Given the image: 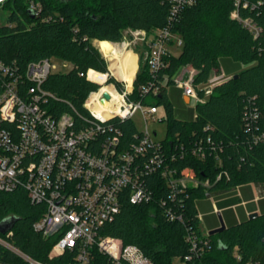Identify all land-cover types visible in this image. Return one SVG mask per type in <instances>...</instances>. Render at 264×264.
Returning a JSON list of instances; mask_svg holds the SVG:
<instances>
[{"label": "trees", "instance_id": "1", "mask_svg": "<svg viewBox=\"0 0 264 264\" xmlns=\"http://www.w3.org/2000/svg\"><path fill=\"white\" fill-rule=\"evenodd\" d=\"M39 1L43 8L34 17L26 0L9 1V24L0 26V58L22 67L43 59L73 65L69 72L51 74L44 82L43 88L54 95L48 108L56 115L86 114L83 104L99 85L79 76V72L108 71V63L93 40L118 43L126 29L151 32L171 25L183 41L181 52L166 59L163 73L168 76L167 85L145 102L165 110L168 154L174 153L177 141L188 148L170 166L180 172L194 170L200 185L178 197L182 221H169L157 202H125L101 234L121 240L124 246L138 247L153 264H178L176 260L190 252V231L201 236L200 205L217 202L226 229L210 234L220 226L210 228L211 248L202 262L264 264V0H241L248 5L239 7L242 21L231 16L234 0H196L183 8L173 23L169 0ZM243 21L260 29V34L255 35ZM185 65L197 72L193 84L204 102L191 110L189 117L181 118L175 116L174 107L176 101L183 104L182 92L173 86L172 78ZM213 72L226 77L205 96L199 86L206 84ZM148 78L140 60L133 83L135 98ZM249 109L258 114L252 127L247 126ZM119 124L125 138L134 137V122ZM198 140L206 147L204 158L190 152ZM206 180L208 186L203 184ZM255 189L262 196L257 202ZM155 195L158 200L165 192ZM44 211L45 206L32 205L22 189L0 192V223L15 219L11 231L0 233V264H79L73 251L51 258L59 236L46 238L34 227ZM254 212L258 216L251 218ZM90 252V264H113L96 246Z\"/></svg>", "mask_w": 264, "mask_h": 264}, {"label": "built area", "instance_id": "2", "mask_svg": "<svg viewBox=\"0 0 264 264\" xmlns=\"http://www.w3.org/2000/svg\"><path fill=\"white\" fill-rule=\"evenodd\" d=\"M9 1L0 0V8L9 9ZM169 1L172 5L170 22L173 23L182 9L192 6L196 0ZM26 3L29 11L40 15L43 6L39 0H26ZM240 6L248 5L234 0L231 16L242 21L238 13ZM243 23L255 35L260 34L261 30L249 21ZM127 31L124 39L133 38L134 44L137 42L141 47L138 56L149 78L140 85L138 98H135L136 76L129 85L113 73L110 64L107 72L94 69L79 72V76L99 85L83 104L87 112L82 115L51 113L48 104L54 95L43 88L51 74L69 72L72 64L61 63L62 70L53 59H43L22 67L15 61L0 58V192L22 189L32 205L45 206L34 227L46 238L59 236L52 247L51 258L68 250L75 252L79 264H90V250L96 246L113 264H153L138 247L124 246L119 239L103 236V227L116 218L125 202L132 205L157 202L169 221H182L178 197L200 185L194 170L180 172L170 166V162L182 158L188 148L177 141L173 144L174 153L168 154L165 140L155 141L156 132L152 133L147 126L149 119L161 120L157 117L159 107L146 103L145 98L159 94L161 87L167 85L168 76L163 73L167 68L166 59L181 52L183 41L171 30V25L151 32ZM124 45L127 46L125 51L129 50L130 43ZM106 57L111 63V55ZM196 74L192 69L187 79L178 78L179 72L172 78L173 86L189 98L187 106L191 109L204 102L193 84ZM213 75L215 77H210L201 88L205 96L226 77L224 73L213 72ZM105 94L108 99L104 98ZM105 104L109 108H102L100 113L98 106ZM137 113L145 129L135 126L134 137L127 139L119 122H134ZM246 115L247 126L252 127L258 118L257 111L249 109ZM190 152L204 158L207 150L202 140H198L190 147ZM203 184L208 186L209 180ZM160 192L165 195L157 200L155 194ZM198 219L202 221L201 214ZM187 242L190 252L176 262L205 264L202 256L211 248L208 234L198 236L190 231Z\"/></svg>", "mask_w": 264, "mask_h": 264}, {"label": "rangeland", "instance_id": "3", "mask_svg": "<svg viewBox=\"0 0 264 264\" xmlns=\"http://www.w3.org/2000/svg\"><path fill=\"white\" fill-rule=\"evenodd\" d=\"M12 10L10 9H6V8H3L1 9L0 8V26H4V25H8L9 24V16L11 14ZM128 29H126L127 31ZM125 32V30H124ZM126 35H130L129 32L127 31L126 32ZM127 36V37H128ZM130 38L125 40L123 38V40L121 42H118V43H115L114 45L116 46V49H111V48H106V49H103L102 48V45L98 42L97 43V46L96 47L100 53H102V50L104 52V54L108 55L110 52H114V54L112 55L111 57V61L113 62V58L116 57L114 60H117V68H111L112 66V62H111V65H110V69L111 70H114L115 74L117 76H119V79L120 80H124L128 83H131L132 82V79L134 76L137 75V72H139L138 70H136L137 68V63H136V68L134 69V71L131 73V77L129 80H125V79H122L121 77L123 75H126L125 74V71H124V67L121 63V59L125 58L126 56L128 55H132V56H135L136 59H138L137 57V54L141 51V47L137 44V42L134 44V39L132 38L129 42ZM124 43H130V48L129 50L131 51H125V47H127L126 45H124ZM116 50H117V53H116ZM176 50V49H174ZM133 51V52H132ZM179 50H176V53H178ZM103 54V53H102ZM106 55V56H107ZM139 55V54H138ZM103 57H105V59L107 60V63L110 64V59H108L106 56L102 55ZM53 63L57 64L59 66V68H61V62H58L57 60H53ZM109 66V65H108ZM62 70L64 68H61ZM191 70H192V67L189 66V65H185V66H182L179 70V75H178V78L180 79H187L190 74H191ZM134 73V74H133ZM211 77H215L212 73ZM204 85V84H203ZM203 85H200L199 87L202 88ZM184 105L181 103V102H175V107H174V114L175 116L177 117H181V118H187L190 116V111L193 110L190 108H185L183 107ZM98 111H100V109H98ZM157 117L159 118V120L161 121H157V122H154L152 121L151 119L148 120V127H149V130L153 133L156 132V135L153 137V139L155 141H164L166 138H167V135H168V123H167V120L165 119V110L163 107H159L158 108V115ZM163 120V121H162ZM134 123H135V126L137 128H139L140 130H144L145 129V124H144V121L141 119V116L139 113L136 114V116L134 117ZM204 232V229L203 231Z\"/></svg>", "mask_w": 264, "mask_h": 264}, {"label": "crops", "instance_id": "4", "mask_svg": "<svg viewBox=\"0 0 264 264\" xmlns=\"http://www.w3.org/2000/svg\"><path fill=\"white\" fill-rule=\"evenodd\" d=\"M96 42L101 44L103 41L100 42V41H97V40H93V45L95 47H98ZM126 51H129V50H126ZM102 55L106 56L104 53ZM137 56H138V54H137ZM103 58L105 59V57H103ZM137 58H138L137 59V70H138V68L140 67V59H139V56ZM182 101H183L184 107L188 108L187 104H188L189 101L186 102L183 95H182ZM254 192H255L254 201L257 202L262 196H261V193H260V191L258 189H255ZM242 205L246 206V203L243 202ZM215 207L218 210L217 213H215ZM222 211L223 210L220 209L217 206V202H214V204L212 206L209 204V202H204L202 205H200V214L202 215V221L200 222L199 228H200V231H201L202 235L209 234V230H210L211 227H215L217 225H219V226L221 225L220 224V217L222 218ZM203 229H204V232H202Z\"/></svg>", "mask_w": 264, "mask_h": 264}, {"label": "bare ground", "instance_id": "5", "mask_svg": "<svg viewBox=\"0 0 264 264\" xmlns=\"http://www.w3.org/2000/svg\"><path fill=\"white\" fill-rule=\"evenodd\" d=\"M101 45H102V48L103 49H106V48H111V49H116V47L113 45V44H111V43H109V42H105V41H103L102 43H101ZM103 51V50H102ZM116 53H117V50H116ZM114 54V52H110L108 55H111V57H112V55ZM107 55V54H106ZM107 55V56H108ZM116 57H114L112 60H113V62H112V66H111V68L113 67V68H117V60H114ZM122 61H121V63H122V65H123V67H124V71H125V74L126 75H123L121 78L122 79H125V80H129L130 79V75H131V73L134 71V69L136 68V63H137V59H136V57L135 56H132V55H128V56H126L125 58H123V59H121ZM110 65H111V63H110ZM136 70H137V68H136ZM135 70V71H136ZM113 71V73L115 74V72H114V70H112ZM134 71V72H135ZM134 74V73H133ZM116 75V74H115ZM117 76V75H116ZM118 78H119V76H117ZM128 83V82H127ZM132 83V82H131ZM131 83H128L129 85L131 84ZM106 90H109L110 92L112 91L111 89H108L107 87H106ZM97 107V106H96ZM99 108L98 109H100V113H102V108H109V107H107V104H105L104 106H98ZM97 109V110H98ZM104 114V113H103ZM109 116V113H106L105 114V117H108Z\"/></svg>", "mask_w": 264, "mask_h": 264}, {"label": "water", "instance_id": "6", "mask_svg": "<svg viewBox=\"0 0 264 264\" xmlns=\"http://www.w3.org/2000/svg\"><path fill=\"white\" fill-rule=\"evenodd\" d=\"M30 13L34 17V14L31 11H30ZM104 98L108 99L109 98L108 94H105ZM184 99H185L186 102L189 101V98H187V97H184ZM257 216H258V212H254V213H252L250 215L251 218H254V217H257ZM14 222H15V219H12V218H6L5 220H3L0 223V233L6 234L7 232L11 231V229L14 226ZM220 224H221L220 227L212 230L210 232V234L221 233V232H223L226 229L225 223H224V221H223V219L221 217H220Z\"/></svg>", "mask_w": 264, "mask_h": 264}]
</instances>
